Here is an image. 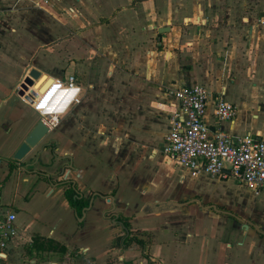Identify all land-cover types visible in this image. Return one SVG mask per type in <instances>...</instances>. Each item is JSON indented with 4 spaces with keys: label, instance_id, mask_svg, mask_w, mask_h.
<instances>
[{
    "label": "crops",
    "instance_id": "obj_1",
    "mask_svg": "<svg viewBox=\"0 0 264 264\" xmlns=\"http://www.w3.org/2000/svg\"><path fill=\"white\" fill-rule=\"evenodd\" d=\"M32 1L41 9L55 2L56 29L74 34L42 46L45 67H32L42 75L20 105L11 103L16 62L0 48V189H11L0 213H16L20 234L0 264H264V236L197 203L138 216L148 203L201 199L264 231V190L205 172L193 177L163 154L177 107L165 90L182 83L213 96L225 91L236 105L235 121L219 122L210 103L212 130L264 140V20L254 14L264 0H70V9L69 0ZM70 77L83 87L81 103L16 161L40 122L30 106L41 88ZM65 181L85 200L96 195L89 209L71 206ZM115 215L129 220L144 246H123Z\"/></svg>",
    "mask_w": 264,
    "mask_h": 264
},
{
    "label": "built area",
    "instance_id": "obj_2",
    "mask_svg": "<svg viewBox=\"0 0 264 264\" xmlns=\"http://www.w3.org/2000/svg\"><path fill=\"white\" fill-rule=\"evenodd\" d=\"M82 93L83 87L76 77L55 80L37 105L31 106L51 133L81 103ZM165 93L177 102L163 145L165 156L189 170L193 177L205 172L213 177L233 178L257 194L264 190V140L251 134L233 139L220 129L212 130L205 121L210 103L219 122L235 121L238 110L225 99V91L213 96L202 85L182 83L166 88ZM16 220L15 212L0 213V259L7 258L10 243L20 237Z\"/></svg>",
    "mask_w": 264,
    "mask_h": 264
},
{
    "label": "rangeland",
    "instance_id": "obj_3",
    "mask_svg": "<svg viewBox=\"0 0 264 264\" xmlns=\"http://www.w3.org/2000/svg\"><path fill=\"white\" fill-rule=\"evenodd\" d=\"M8 2L10 3L0 4V34H3L0 36V42H2L0 43V48L2 47L8 54H11V59L16 62L15 71L11 69L14 71L13 77H15L11 79V98L13 99H11V103L20 105L22 102L24 103L23 97L26 95L25 91L28 90H24V86L28 85L26 79L29 76L30 68L45 67L44 62L47 59V55H45L46 57L43 60L38 57L39 51L43 49L42 46L51 45L68 38L74 32H64L56 29L55 2L52 3L54 6L44 2V9L36 6V1L32 0H8ZM68 2L65 7L70 9L72 1L69 0ZM256 5H260L259 1H257ZM256 5L253 7L255 8ZM262 8H264V5L257 7L256 9L258 10H255L254 14H256L255 17L262 14L263 16L261 17L264 20V9ZM73 19L72 16H66L65 14V22L70 24ZM255 21H257L256 18ZM261 29H263L262 26ZM19 93H23V96ZM30 108L33 111L34 118L40 119L39 114L31 106ZM260 117V122H262L263 114L261 112ZM71 120L72 117L67 119L68 122H71ZM18 140V136H11V143ZM12 149L13 145L11 146V151ZM2 162L4 163V161ZM9 192L11 194V189L8 190L7 187L0 189L2 202L7 203L9 201L11 197Z\"/></svg>",
    "mask_w": 264,
    "mask_h": 264
},
{
    "label": "water",
    "instance_id": "obj_4",
    "mask_svg": "<svg viewBox=\"0 0 264 264\" xmlns=\"http://www.w3.org/2000/svg\"><path fill=\"white\" fill-rule=\"evenodd\" d=\"M163 31L161 30L160 33ZM41 72L38 71L35 68H32L29 76L26 79V82L28 85H25L24 90H29L31 86L34 85L35 81L38 80L41 77ZM54 79L49 78L47 82L44 84V86L41 88V92H45L48 87L53 83ZM27 90V91H28ZM21 96H23V93H20ZM36 95V94H35ZM34 95V96H35ZM49 132L47 127L43 122H38V124L34 127V129L31 131V133L28 135L26 138L25 142L20 146V148L17 150V152L14 155V159L16 161H23L26 156L31 152V150L35 147H37L43 140L48 136ZM99 195V194H97ZM96 196V195H95ZM94 196V197H95ZM101 196V195H99ZM93 197V198H94ZM102 197V196H101ZM104 197V196H103ZM93 198L90 201L88 209L92 206L93 204ZM109 202L112 203L113 205V210L115 209V200L113 197H109L107 199ZM199 204V206L205 208L206 210H213L217 214H222L225 216H229L237 220L245 230H250L253 229L255 230L259 235L264 236V231L256 224H254L251 221L244 220L243 218L239 217L238 215L230 212V211H224L219 209L216 205H209V206H204L203 201L201 199H193L190 201H185V202H179V201H168L163 204H154V203H148L146 207L138 214V216H146L149 214H163L167 212H171L177 209H187L188 206L192 204ZM85 209L84 212H86ZM119 216L115 215V218H118Z\"/></svg>",
    "mask_w": 264,
    "mask_h": 264
},
{
    "label": "trees",
    "instance_id": "obj_5",
    "mask_svg": "<svg viewBox=\"0 0 264 264\" xmlns=\"http://www.w3.org/2000/svg\"><path fill=\"white\" fill-rule=\"evenodd\" d=\"M63 184L68 187L66 190V196L68 200L70 201L71 206L76 208L79 214H81L82 210L89 205L90 201L88 199L85 200L83 197H81V194L78 191L77 187L75 186L74 182L65 181L63 182ZM117 220L119 223L123 225L125 229V235L123 236L121 240L124 247H128L131 243H138L143 246L145 245L144 240L140 239L137 236V233L131 230V225L127 218L120 216Z\"/></svg>",
    "mask_w": 264,
    "mask_h": 264
}]
</instances>
